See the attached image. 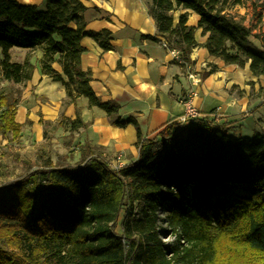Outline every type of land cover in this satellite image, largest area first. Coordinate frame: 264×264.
I'll return each mask as SVG.
<instances>
[{"label": "trees", "instance_id": "trees-1", "mask_svg": "<svg viewBox=\"0 0 264 264\" xmlns=\"http://www.w3.org/2000/svg\"><path fill=\"white\" fill-rule=\"evenodd\" d=\"M151 2L158 34L182 62H190L195 28L186 14L174 26L170 13L178 8L199 16L210 56L226 65L249 63L264 89V52L248 44L250 28L222 13L225 0ZM84 11L78 0H44L42 8L0 0L1 80L21 86L31 79L30 56L14 62L12 49L40 51L41 72L65 90L63 107L82 97L112 125H134L138 156L114 168L99 149L85 145L76 165L46 158L1 184L0 264H264V130L234 138L209 119L212 111L190 128L178 131L176 118L143 137L132 119L119 117L118 104L94 94L91 72L81 68V40L89 35ZM19 98L20 92L0 95L3 138L19 137ZM64 121L61 114L55 126ZM42 125L46 133L53 124ZM66 125L70 132L87 126L78 111Z\"/></svg>", "mask_w": 264, "mask_h": 264}, {"label": "crops", "instance_id": "crops-1", "mask_svg": "<svg viewBox=\"0 0 264 264\" xmlns=\"http://www.w3.org/2000/svg\"><path fill=\"white\" fill-rule=\"evenodd\" d=\"M16 1L39 8L44 3V0ZM78 1L85 8L82 19L89 34L81 40L84 51L80 64L83 70L91 72L90 87L102 101L118 104L119 117L132 119L143 137L153 136L160 127L178 118L183 111V98L192 93H195L194 105L201 116L219 109L220 117L214 123L228 135L247 139L243 132L249 130L253 135L259 128L264 130V105L258 107L264 97L259 100L256 89L262 78L251 74L249 63L244 67L226 65L210 56L203 46L207 35L198 28L196 13L181 8L170 13L174 26L179 16L186 14V24L195 28L196 46L190 54V62L185 63L178 51L168 46L158 34L155 21L149 14L151 0ZM222 13L242 19L243 25L249 28L241 12L232 13L224 8ZM254 33L251 29V34ZM101 41L110 49L104 51ZM260 51L264 52V49ZM11 56L17 63L30 56L34 65L31 79L20 89L15 114V122L21 125L17 141L21 140L30 147L49 141L48 128L45 133L42 125V122H49L55 133L72 141L75 153L79 154L81 147L89 145L99 149L107 161L122 156L121 166L137 159L134 125L123 128L112 125L104 111L89 107L82 97L63 107L65 90L41 72L38 64L42 56L40 51L14 48ZM52 68L62 73L58 63H53ZM77 111L87 126L70 132L66 120H75ZM61 114L65 123L56 127ZM213 118L210 115L209 119ZM192 126L193 121L188 128Z\"/></svg>", "mask_w": 264, "mask_h": 264}, {"label": "rangeland", "instance_id": "rangeland-1", "mask_svg": "<svg viewBox=\"0 0 264 264\" xmlns=\"http://www.w3.org/2000/svg\"><path fill=\"white\" fill-rule=\"evenodd\" d=\"M224 8L230 12H241L248 27L255 31L247 39L248 44L255 50L264 49V0H225ZM235 5H238L235 8ZM243 22L242 19H236ZM23 85L14 86L0 80V95L7 93L16 94L20 92ZM255 89V88H254ZM259 100L264 97L263 84L258 83L256 86ZM264 118V117H263ZM219 119V118H216ZM48 127L49 141H45L39 146H27L21 140H13L11 137L3 138L0 136V185L6 182H11L29 169L43 164L46 158L55 162L56 160H64L70 165H76L80 161V155L75 153V146L72 145L70 139H66L63 135L55 133L52 128ZM260 127V126H259ZM259 131V129H257ZM243 137L252 138L251 132H243ZM184 137V135H183ZM122 156H114L108 161L112 167L117 168L121 163ZM163 218V213L159 215ZM123 213L120 215L117 223L116 231L121 233V222ZM165 228V227H163ZM163 242H168L170 239H162Z\"/></svg>", "mask_w": 264, "mask_h": 264}, {"label": "built area", "instance_id": "built-area-1", "mask_svg": "<svg viewBox=\"0 0 264 264\" xmlns=\"http://www.w3.org/2000/svg\"><path fill=\"white\" fill-rule=\"evenodd\" d=\"M191 79H193L192 76H189ZM194 99H195V93H192L182 100V106H183V111L182 114L177 118V124H178V131L183 130L186 128L192 121H194L197 118H201L204 116H201L197 110V108L194 105ZM212 117H214L212 120H218L216 118L220 117L219 114V109H216L213 111ZM121 165L119 164L117 166L120 167Z\"/></svg>", "mask_w": 264, "mask_h": 264}]
</instances>
